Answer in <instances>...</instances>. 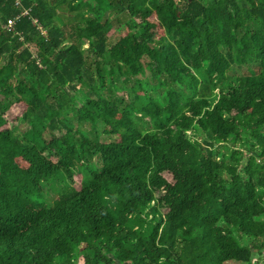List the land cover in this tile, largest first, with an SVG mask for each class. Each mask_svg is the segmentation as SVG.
Instances as JSON below:
<instances>
[{
    "label": "trees",
    "instance_id": "obj_1",
    "mask_svg": "<svg viewBox=\"0 0 264 264\" xmlns=\"http://www.w3.org/2000/svg\"><path fill=\"white\" fill-rule=\"evenodd\" d=\"M263 249L264 0H0V264Z\"/></svg>",
    "mask_w": 264,
    "mask_h": 264
},
{
    "label": "rangeland",
    "instance_id": "obj_2",
    "mask_svg": "<svg viewBox=\"0 0 264 264\" xmlns=\"http://www.w3.org/2000/svg\"><path fill=\"white\" fill-rule=\"evenodd\" d=\"M83 1H88V0H83ZM209 1L210 0H204V3H207ZM85 10H86L85 8L82 9V11H85ZM65 21H66V28L67 29L70 28V24L71 23H69L68 20H65ZM124 22H125V17L124 16H119L117 18V22H115L116 32L112 33V35L110 37V43H114L115 41H117L121 37V35H122L123 31H124ZM83 49H85V45L83 46ZM32 50L34 51L33 48H32ZM247 69H248L247 67H241V68L234 67L229 72V75L234 76V77L240 76V75H246L248 73ZM22 110H23V108H22L21 105H15L6 114V118H7L8 122H9V125L11 127H17L18 131H22V130L25 129V126L22 123L16 122V119H17L18 116H20ZM86 129H88V127H86ZM105 140H106V138L101 137V141H105ZM228 145L231 146L232 145V141H230ZM165 178L169 182H172V177H171L170 174H166ZM75 181H78V178H75ZM75 186L77 187V184H75ZM77 264H82V262L78 261Z\"/></svg>",
    "mask_w": 264,
    "mask_h": 264
},
{
    "label": "built area",
    "instance_id": "obj_3",
    "mask_svg": "<svg viewBox=\"0 0 264 264\" xmlns=\"http://www.w3.org/2000/svg\"><path fill=\"white\" fill-rule=\"evenodd\" d=\"M13 1H14V5L17 6V7L20 6L21 2H22V0H13ZM27 15H28V12L24 11V12L21 13L20 16H27ZM17 19H18V17L14 18V19L7 20L4 28L7 29V30H10ZM32 24L36 25L37 21L35 19H33L32 20ZM263 261H264V249L261 250V252H260V254L258 256H255V257L252 258L251 264H261Z\"/></svg>",
    "mask_w": 264,
    "mask_h": 264
}]
</instances>
